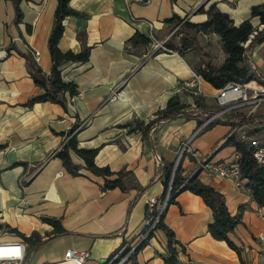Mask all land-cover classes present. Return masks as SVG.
Segmentation results:
<instances>
[{"label":"crops","instance_id":"0c3cea01","mask_svg":"<svg viewBox=\"0 0 264 264\" xmlns=\"http://www.w3.org/2000/svg\"><path fill=\"white\" fill-rule=\"evenodd\" d=\"M262 3L264 0H69L77 15L63 20L58 48L78 53L77 35L82 33L90 52L86 63L61 68L62 81L74 83L78 91L75 97H67L65 112L51 103L24 106L40 90L27 73L25 59L15 50L7 53L11 46L20 52L30 49L37 53V66L49 74L52 63L47 40L57 0H21L18 24L14 23L11 0H0V225L26 237L35 233L42 242L23 264H69L63 262L68 250L85 251V264H98L135 237L144 224L147 201L163 193V167L173 166L177 153L199 126L196 118L160 120L142 136L132 131L135 123L152 121L173 99L197 115L214 112L211 105L216 106L217 90L203 80L202 96L182 89L201 55L167 50L178 39L172 33L176 27L166 21L176 15L182 22L204 23L207 16L198 9L214 4L238 24L250 20L251 8ZM147 23H152V35L163 49L149 39ZM251 23L256 26L258 21L252 19ZM208 41L218 46L219 63L212 64L218 67L224 60L218 37L197 35L198 46ZM192 55L196 63L191 61ZM251 60L253 71L264 79V43L252 50ZM196 99L204 110L195 106ZM238 113L245 114L243 110ZM220 120L227 124L206 127L190 141L178 164L181 175L191 174L207 158L220 164L238 159L235 148L226 144L232 132L230 119L223 115ZM75 123L80 127L78 148L97 149L94 163L98 167L113 173L131 172L135 185L143 188L141 192L103 191L101 177L85 169L75 177L65 171L53 154L63 144L61 134ZM70 158L83 165L75 154L70 153ZM197 176L224 196L232 216L240 212L241 224L228 234L240 257L208 234L211 210L199 196L186 191L177 195L163 217L164 225L184 248V252L177 248L178 259L185 264H264V245L257 241L264 233V208L257 207L245 188L236 187L231 179L206 171ZM43 217L58 220L66 234L53 236V228L41 221ZM167 255L166 236L158 229L133 262L163 264Z\"/></svg>","mask_w":264,"mask_h":264},{"label":"trees","instance_id":"16d2710c","mask_svg":"<svg viewBox=\"0 0 264 264\" xmlns=\"http://www.w3.org/2000/svg\"><path fill=\"white\" fill-rule=\"evenodd\" d=\"M20 1L21 0H11L15 11V24L20 23L22 20V13L19 7ZM171 1L174 2L175 0ZM68 3L69 0H57L54 11L52 28L47 40V48L52 63L49 74L44 73L37 66L33 57L34 52L30 49H27L25 52L18 51L14 46L7 49V53H9L10 50H15L18 55L25 59L27 73L33 84L40 90L39 94L30 98L24 104L25 107L30 108L36 103H51L60 106L66 112L68 105L67 97L71 99L78 93L74 83H64L62 81L61 68L66 64L86 63L89 58L90 48L86 46L85 37L82 33L77 35V40L81 45V50L78 53H73L72 51L62 52L58 48L59 41L63 35V20L66 17L77 15V13L69 7ZM198 12L207 16V20L204 23L191 24L182 22L176 15H173L166 21L172 28L177 27L181 23L174 33L178 42L175 44H168L166 47L167 50L175 51L181 55H183L184 51L190 50L200 56L197 35L215 34L219 39L221 51L224 54L223 63L215 67L211 65V63L205 62L200 58V62L192 66L193 72L199 75L204 82L215 90H221L229 83L246 84L253 80L259 81V78L253 71L251 52L256 46L264 43V28L260 31L257 30L259 25L264 26V3L251 8L250 20H245L238 24H235L228 16L220 13L214 4L209 5L206 10L201 6ZM252 19H257L258 24L256 26L251 23ZM253 32H256V34L250 40L248 46L243 48L242 45ZM136 37L137 36H134L130 41L134 42ZM144 42L147 43L148 41L144 40ZM195 106L200 110H204L205 108L199 99L195 100ZM186 109V106L181 105L177 100L173 99L167 103L163 110L156 113L152 121L146 124L142 121L136 122L132 131L137 130L141 132L142 136H146L152 124L160 120H174L177 118L186 120L196 118L198 124H201L207 119L210 113H212L211 111L209 113L204 112L201 115H197L193 111H186ZM225 115L230 119V123L228 124L231 125L232 130L226 140V144L233 146L238 154L236 162L239 167L241 184L243 188L247 190L256 206L264 208V164H258L253 158V149L251 146V139H256L259 134L264 133V117H245L243 114L239 113H226ZM220 124H227V122L216 120L211 122L208 128ZM244 128L247 129V139L245 140L239 136V132ZM79 129V124L75 123L66 133H62L63 144L53 154L55 158L61 161L63 168L69 175L73 177L79 176V171L85 169L92 175L103 179V191L119 189L121 192H127L129 190L141 192L143 190V188L135 185L131 172L121 170L117 173H113L107 167L96 166L94 159L97 154V149L87 150L78 148L76 133ZM70 153L75 154L82 161L83 165L74 164L71 161ZM171 171V164H167L163 167L160 177L163 187L161 196H163L168 189ZM198 172H192L189 175L183 176L181 175L180 167L177 166L170 185L168 206L173 204L177 195L182 192L188 191L199 196L212 212V222L207 227L208 234L214 240L225 242L226 245L240 257L239 249L228 238V234L241 224L240 212L232 216L227 210L224 196L211 186L203 184L197 176ZM163 217L164 214L160 217L154 228V231L158 229L162 230L167 239L168 255L162 259L163 264H185L178 259L177 251V248H179L181 252H184V248L175 239L173 232L164 225ZM41 221L53 228V236L66 234L58 220L43 217ZM10 230L26 244L27 254L25 260L42 244V242L37 239L35 233L26 237L17 232L16 229L10 228ZM143 246L144 245L138 248L135 254Z\"/></svg>","mask_w":264,"mask_h":264},{"label":"built area","instance_id":"2783aa9c","mask_svg":"<svg viewBox=\"0 0 264 264\" xmlns=\"http://www.w3.org/2000/svg\"><path fill=\"white\" fill-rule=\"evenodd\" d=\"M147 25L149 27V39L154 42L156 48L163 49L162 44L156 42L152 35V23H147ZM180 25L181 23L172 33L177 31ZM262 28H264V26L259 25L257 30L260 31ZM255 34L256 32H253V34L249 36L247 41L242 45L243 48L248 46L250 40ZM33 57L35 59L37 53H33ZM255 75L259 78V81L253 80L246 84L229 83L223 89L217 90L215 95L217 109L210 113L205 121L199 124L195 131L185 141L181 150L177 153L175 162L172 166L168 189L163 196H160L159 198H151L147 201L146 218L142 228L131 241L123 242L115 252L106 259L100 261L98 264H135L133 262L135 251L149 241L156 224L168 207L170 185L172 183L173 174L180 160L183 158L188 144L194 137L208 127L211 122L220 120V118L226 113H238L243 110L245 112V117H252L258 112V110L264 109V79L259 77L257 73H255ZM201 83L202 78L193 73V76L189 81L182 83V89L187 90L193 96H202ZM251 146L253 149V158L258 164H264V146H261L255 141H252ZM190 155L194 156L193 153ZM236 161L228 164H220L207 158L198 164L194 172L206 171L224 179H231L236 187L243 188L240 181L239 167ZM257 241L259 244L264 245V233L258 235ZM26 251L27 246L21 239H0V264H23ZM87 259V253L82 250H68L63 256V262L69 264H85Z\"/></svg>","mask_w":264,"mask_h":264},{"label":"rangeland","instance_id":"374dc122","mask_svg":"<svg viewBox=\"0 0 264 264\" xmlns=\"http://www.w3.org/2000/svg\"><path fill=\"white\" fill-rule=\"evenodd\" d=\"M175 43H177L178 41H175ZM200 48V55H201V59L205 62H209L212 64H216L219 63V49H218V46L216 45L215 42H211V41H208V42H203L201 44V46H199ZM198 59V58H197ZM191 61H193L194 63H196V58L194 55H192L191 57ZM213 65V66H214ZM211 109L213 110H216L217 107L215 106V104L213 103L211 105ZM254 117H264V110H260L259 112H257L255 115H253ZM247 129L244 128L243 130H241L239 132V136H241L242 139H247ZM255 142L259 143L260 145L264 146V133H261L258 135V137H256V139H254ZM1 229H0V237H3V238H15L16 235H14L10 228L8 226H5L3 224L0 225Z\"/></svg>","mask_w":264,"mask_h":264}]
</instances>
